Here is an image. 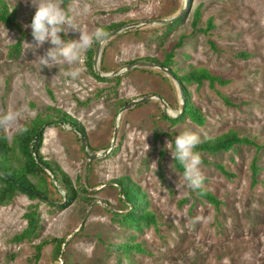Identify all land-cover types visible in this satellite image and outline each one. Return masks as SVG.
Masks as SVG:
<instances>
[{"label":"rangeland","instance_id":"374dc122","mask_svg":"<svg viewBox=\"0 0 264 264\" xmlns=\"http://www.w3.org/2000/svg\"><path fill=\"white\" fill-rule=\"evenodd\" d=\"M4 1L16 17L13 24L0 22V134L12 141L25 124L55 107L84 127L87 147L72 126H45L42 154L70 178L79 197L67 205L64 187L48 171L49 199L18 194L1 206L0 264H264V148L243 144L229 152L199 153L209 161H201V186L221 201L216 208L183 180L177 188L173 167L180 171L171 166L174 158L165 147L184 130L197 133L200 140L237 130L264 144V0H70L67 6L58 0L88 33L110 24L125 23L121 28H126L153 22L99 41L98 68L102 63L104 74L124 71L129 62L145 58L163 60L172 52V67L181 74L204 68L219 77L214 86L209 81L186 85L191 102L205 117L203 125L189 117L177 121L185 103L181 84L157 67H135L107 77L112 82L99 81L85 64L87 48L71 67L45 66L37 59L51 45L31 49L26 44L33 41L24 25L35 8L25 0ZM197 8L201 17L195 29ZM176 16L170 23L158 22ZM22 31L29 37L20 55L12 57L10 49ZM79 36V31H69L65 38ZM148 95L163 98L169 112L157 98L120 112L119 102ZM10 112L14 118L6 121ZM94 153L104 155L89 160ZM217 164L234 175L225 176ZM122 176L146 193L156 226L139 231L120 222L118 215L128 209L116 184ZM30 206L40 216L39 234L16 242L14 237L27 227ZM49 237L65 240L62 256L55 259L54 246L47 245L37 258L35 245ZM122 243L141 244L144 251L126 257L115 248Z\"/></svg>","mask_w":264,"mask_h":264},{"label":"trees","instance_id":"16d2710c","mask_svg":"<svg viewBox=\"0 0 264 264\" xmlns=\"http://www.w3.org/2000/svg\"><path fill=\"white\" fill-rule=\"evenodd\" d=\"M64 6H67L70 0H61ZM15 9H10L9 5L0 0V22L4 24H13L15 22ZM201 17L200 8L195 11V18L193 27L196 29ZM125 23L110 24L101 27V31L104 36L121 28ZM213 26L210 21L208 29ZM206 29L205 31H208ZM29 35L22 31V36L11 47L10 55L12 57H18L22 51L23 40L28 38ZM99 41L93 42L92 46L88 47L85 54V64L87 68L92 72L94 77L99 81H113L115 79L102 77L95 71L94 57ZM140 61L151 62L165 68L169 71V74L178 81L183 89L185 103L184 108L180 114V118L177 121L185 117H189L192 121L199 125L205 123V117L201 114L200 110L193 105L190 100V93L188 92L186 85L190 83L202 84L204 81H209L211 86H214L216 81H220V78L213 75L209 70L204 68H194L191 71L181 74L178 68L172 67L173 53H167L163 60L157 57L145 58ZM134 62V61H133ZM132 62H129L130 64ZM101 72L106 70L103 68L102 63L100 66ZM179 76V79H177ZM225 98L228 103L229 100ZM129 101L119 102L120 107L127 105ZM169 112V111H168ZM170 114V113H169ZM176 111L171 115H176ZM164 118L171 120L166 114ZM55 119V120H54ZM176 121V120H175ZM64 122L67 125L73 127L79 133L84 134L86 137V131L84 127L78 122V120L72 118L69 114L63 110L55 107H48L43 115H38L31 123L25 124L15 135H13L12 141L9 140L5 133L0 134V207L10 203L18 194H24L30 199H49L50 191L48 187L47 177L48 171L54 175L56 182L64 187L66 196L68 198L67 205L77 201L79 194L71 183L70 178L59 168V166L44 157L42 154V148L45 139V126L52 123ZM77 132V133H78ZM78 133V134H79ZM249 144L256 146L257 150L264 148V144L260 145L255 140L241 135L237 130H229L214 138H203L196 146V151L199 153L216 154L220 152H229L236 146ZM202 162H209L201 156ZM175 167L182 173L183 168L179 162L175 163ZM216 167L227 177H231L234 174L230 173L222 164H217ZM258 166L256 162L253 164L254 176L258 173ZM204 183V180L202 184ZM117 186L123 195V200L128 205V209L125 213H120L118 216L122 224L127 227L135 228L142 231L144 227L150 225H157L156 214L149 210V203L147 201L146 193L141 189L139 185L134 183L130 177L122 176L116 180ZM86 187V186H85ZM84 192L88 193V189L84 188ZM197 195L203 199H206L209 203L218 208L221 201L210 191L200 186L196 189ZM83 201H91L90 198L83 196ZM82 201V200H80ZM27 227L14 237V241L22 242L24 240H32L37 237L40 230V216L37 213L36 206H30V211L26 214ZM65 240L62 238L49 237L44 239L41 243L35 245L36 257L39 258L42 249L47 245H53V255L55 259H59L62 256V250ZM116 250L122 253L124 256L129 257L132 251L143 252L144 249L141 244H129L122 243L115 245Z\"/></svg>","mask_w":264,"mask_h":264},{"label":"clouds","instance_id":"9594fccd","mask_svg":"<svg viewBox=\"0 0 264 264\" xmlns=\"http://www.w3.org/2000/svg\"><path fill=\"white\" fill-rule=\"evenodd\" d=\"M25 4L35 8V13L25 28H30L32 41L26 42L31 49H37L45 43L51 46L46 54L38 56L39 62L47 67L60 66L66 64L69 67L74 65L80 58L82 51L92 46L94 40L102 41L104 33L97 29L94 33H88L78 24L76 17L69 13L58 0H25ZM69 31H79L78 39H66ZM62 33L64 35H62ZM70 74L75 77L78 72L73 70ZM14 113H8L4 118L6 121L14 118ZM200 143V136L191 131L184 130L177 134L166 144V149L170 151L174 158V163L179 162L182 165V173L177 172L179 180L177 188L180 187V181L183 180L185 187L198 189L203 182L201 172V156L196 151V146ZM169 145L174 148L169 149Z\"/></svg>","mask_w":264,"mask_h":264},{"label":"water","instance_id":"95a60500","mask_svg":"<svg viewBox=\"0 0 264 264\" xmlns=\"http://www.w3.org/2000/svg\"><path fill=\"white\" fill-rule=\"evenodd\" d=\"M184 11L185 10H182L181 12H180V16L181 15H183L184 14ZM177 17L178 16H176V17H174V18H171L170 20H160V21H158L159 23L160 22H162V23H164V24H166V23H170V22H172L173 20H175V19H177ZM153 22H145V23H143V24H138V23H136V24H132V25H129V26H127L126 28H118V29H116L115 31H112L111 33H109V34H107L104 38H103V40L104 39H107V38H109V37H114V36H116L117 34H119V33H121L122 31H127V30H132V29H137L138 27H143V26H147V25H151ZM102 42H100L99 44H98V46H97V49H96V53H95V57H94V65H95V69L98 71V73H99V75L100 76H102V77H112V75L113 76H118V75H120V74H122V73H124L125 71H127V70H129V69H132V68H135V67H157V68H159V69H162V70H164V71H166V72H168L169 73V71L167 70V69H165V68H161L160 66H158V65H156V64H153V63H151V62H146V61H138V62H132V63H130V64H128L127 66H126V69L123 71V70H119V71H116V72H114L112 75L111 74H104V73H101V71H100V69L98 68V64H99V61H100V57H101V54H102ZM174 79V78H173ZM176 81V80H175ZM176 82H178V81H176ZM179 83V82H178ZM180 84V83H179ZM180 90H181V92L183 93V89H182V87H181V85H180ZM155 98H157V99H159L160 100V102L162 103V105H163V107H164V109H165V112L166 113H168V108H169V105H168V103L163 99V98H161V97H159V96H155V95H148V96H144V97H142V98H139V99H135V100H132L131 102H129L127 105H125L121 110H120V112L122 113V112H124V111H126V110H129V109H131V108H133V107H135L136 105H138V104H140V103H143V102H145V101H148V100H151V99H155ZM185 99V98H184ZM183 99V100H184ZM183 108H184V105H183ZM183 108H182V110H183ZM182 112V111H181ZM61 123H64V122H61ZM76 132H78L77 130H75ZM118 126H116L115 127V132H114V138H112L113 139V144L116 142V138H117V136H118ZM79 133V132H78ZM80 135H81V137H82V141H83V145L85 146V147H87V140H86V137H85V135L84 134H81V133H79ZM113 144H112V146H113ZM109 152V150H106V151H104V154L106 155L107 153ZM104 154H99V153H94V154H89V160H93V159H97V158H99L100 156H102V155H104Z\"/></svg>","mask_w":264,"mask_h":264}]
</instances>
